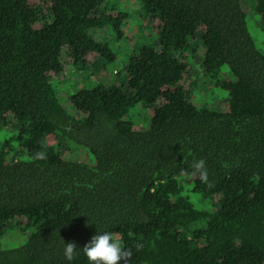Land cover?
Listing matches in <instances>:
<instances>
[{
  "label": "trees",
  "instance_id": "16d2710c",
  "mask_svg": "<svg viewBox=\"0 0 264 264\" xmlns=\"http://www.w3.org/2000/svg\"><path fill=\"white\" fill-rule=\"evenodd\" d=\"M102 1L0 0V130L14 124L18 141L0 144V241L13 222L35 229L0 244V264H89L80 249L66 261L64 243L105 231L132 248L128 264H264V52L247 27L254 14L264 33V0H142L159 49L133 54L124 84L79 89L68 115L51 83L64 53L114 58L91 35L114 20ZM178 54L200 56L205 76L229 69L222 110L190 101ZM140 103L151 124L138 131L128 116ZM69 140L93 161L69 159ZM199 159L210 184L186 174Z\"/></svg>",
  "mask_w": 264,
  "mask_h": 264
},
{
  "label": "rangeland",
  "instance_id": "374dc122",
  "mask_svg": "<svg viewBox=\"0 0 264 264\" xmlns=\"http://www.w3.org/2000/svg\"><path fill=\"white\" fill-rule=\"evenodd\" d=\"M35 1L41 3L44 0ZM101 15H107L114 20L112 23L94 29L91 35L95 40L106 44L114 58H101L90 65H78L74 64V61L68 60L64 53V71L60 76L51 77L57 98L68 115L72 114L71 97L79 89L122 85L127 80L126 68L133 54L144 46L159 49L161 22L159 18H154L153 15L145 11L142 0H103ZM247 27L256 45L264 52V33L261 31L258 17L254 14L248 16ZM199 42L198 40L196 43ZM192 43L190 44L192 45ZM177 57L180 59L184 57L183 60L188 65V75L183 86L188 92L190 101L199 109L222 110L224 103L228 100L229 92L217 83L228 78L233 79L229 69L225 67L216 79L204 75L200 56L178 54ZM128 120L132 121L136 130H147L151 124L150 109L142 103L137 104L130 109ZM5 140H10L14 146L18 147L17 128L14 124L1 128L0 144ZM69 142L72 145L70 146L71 154H68L69 159L87 161L89 157L90 161H93L86 149V153L81 151V145L72 140ZM186 195L191 196V201L197 207H203L199 196L189 193ZM34 231L35 229H29L21 233L13 222L7 228L5 237L0 241V244L4 248H17L25 243L27 236Z\"/></svg>",
  "mask_w": 264,
  "mask_h": 264
},
{
  "label": "clouds",
  "instance_id": "9594fccd",
  "mask_svg": "<svg viewBox=\"0 0 264 264\" xmlns=\"http://www.w3.org/2000/svg\"><path fill=\"white\" fill-rule=\"evenodd\" d=\"M35 159L46 160L47 155L43 151L37 152ZM191 169L192 171L186 173L187 175L194 179L198 177L202 183H211L204 159L195 160L191 164ZM64 245V257L68 262L73 261L80 254L78 249L82 250L89 264H128L133 255L132 248H126L121 242L120 235L111 231L98 232L82 249L77 247L75 242L64 243ZM134 247L139 251L143 245L137 243Z\"/></svg>",
  "mask_w": 264,
  "mask_h": 264
}]
</instances>
